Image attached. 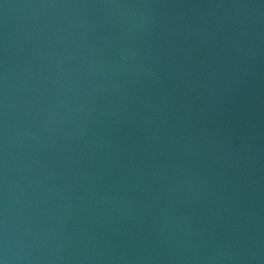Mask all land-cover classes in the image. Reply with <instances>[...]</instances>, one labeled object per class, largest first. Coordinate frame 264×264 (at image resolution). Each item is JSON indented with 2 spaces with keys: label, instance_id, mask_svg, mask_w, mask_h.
<instances>
[{
  "label": "water",
  "instance_id": "water-1",
  "mask_svg": "<svg viewBox=\"0 0 264 264\" xmlns=\"http://www.w3.org/2000/svg\"><path fill=\"white\" fill-rule=\"evenodd\" d=\"M0 264H264V0H0Z\"/></svg>",
  "mask_w": 264,
  "mask_h": 264
}]
</instances>
